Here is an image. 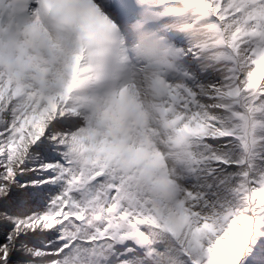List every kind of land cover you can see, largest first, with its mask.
Wrapping results in <instances>:
<instances>
[{"label": "snow or ice", "instance_id": "obj_1", "mask_svg": "<svg viewBox=\"0 0 264 264\" xmlns=\"http://www.w3.org/2000/svg\"><path fill=\"white\" fill-rule=\"evenodd\" d=\"M0 264H264V0H0Z\"/></svg>", "mask_w": 264, "mask_h": 264}]
</instances>
